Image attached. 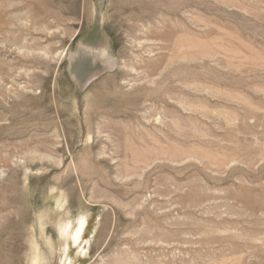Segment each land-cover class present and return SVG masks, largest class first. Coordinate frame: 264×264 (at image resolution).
<instances>
[{
  "label": "rangeland",
  "instance_id": "374dc122",
  "mask_svg": "<svg viewBox=\"0 0 264 264\" xmlns=\"http://www.w3.org/2000/svg\"><path fill=\"white\" fill-rule=\"evenodd\" d=\"M0 264H264V0H0Z\"/></svg>",
  "mask_w": 264,
  "mask_h": 264
},
{
  "label": "bare ground",
  "instance_id": "6f19581e",
  "mask_svg": "<svg viewBox=\"0 0 264 264\" xmlns=\"http://www.w3.org/2000/svg\"><path fill=\"white\" fill-rule=\"evenodd\" d=\"M85 216V215H84ZM85 223H86V219L82 216V217H78L77 219V223H76V226L73 227L71 230L69 229V223H64L62 225H60L59 227V231H60V234L63 235V240L62 242L65 244L67 243L66 241V235L69 233V237L71 236V241L73 243H79L81 240H82V237H83V230H84V227H85ZM70 230V231H69ZM70 239V238H69ZM35 244V243H34ZM68 245V244H67ZM66 245V246H67ZM75 245V244H74ZM82 245V244H81ZM36 246V245H35ZM69 246V245H68ZM37 247V246H36ZM67 248V247H66ZM65 248V249H66ZM67 251V250H65ZM81 252V250H80ZM82 253V252H81ZM80 254V253H79ZM36 256V255H35ZM68 259V258H67Z\"/></svg>",
  "mask_w": 264,
  "mask_h": 264
}]
</instances>
